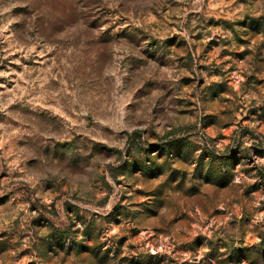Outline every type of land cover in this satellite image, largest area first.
Wrapping results in <instances>:
<instances>
[{"label":"rangeland","instance_id":"rangeland-1","mask_svg":"<svg viewBox=\"0 0 264 264\" xmlns=\"http://www.w3.org/2000/svg\"><path fill=\"white\" fill-rule=\"evenodd\" d=\"M0 264H264V0H0Z\"/></svg>","mask_w":264,"mask_h":264}]
</instances>
